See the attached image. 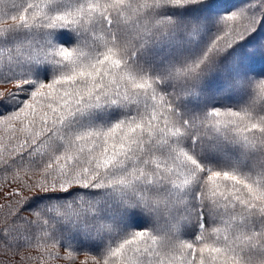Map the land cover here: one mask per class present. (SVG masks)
Listing matches in <instances>:
<instances>
[{"label": "snow or ice", "instance_id": "1", "mask_svg": "<svg viewBox=\"0 0 264 264\" xmlns=\"http://www.w3.org/2000/svg\"><path fill=\"white\" fill-rule=\"evenodd\" d=\"M262 59L264 0H0V264H264Z\"/></svg>", "mask_w": 264, "mask_h": 264}, {"label": "trees", "instance_id": "2", "mask_svg": "<svg viewBox=\"0 0 264 264\" xmlns=\"http://www.w3.org/2000/svg\"><path fill=\"white\" fill-rule=\"evenodd\" d=\"M243 2L244 0H221V3L224 4L225 6L236 7V8L240 7ZM253 70L257 73L264 72V59L254 62ZM5 87H10V85H0V90H3ZM5 191H7V189H5ZM0 202H2V200H0ZM61 251L63 252V249H61ZM82 259H83V255L81 254L78 257L76 264H80V260ZM53 264H67V262L58 260L53 262Z\"/></svg>", "mask_w": 264, "mask_h": 264}]
</instances>
